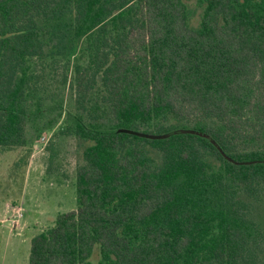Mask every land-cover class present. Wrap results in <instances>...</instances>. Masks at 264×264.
<instances>
[{
    "label": "trees",
    "instance_id": "trees-1",
    "mask_svg": "<svg viewBox=\"0 0 264 264\" xmlns=\"http://www.w3.org/2000/svg\"><path fill=\"white\" fill-rule=\"evenodd\" d=\"M196 1L0 0V149L82 148L29 264H264V0Z\"/></svg>",
    "mask_w": 264,
    "mask_h": 264
},
{
    "label": "rangeland",
    "instance_id": "rangeland-1",
    "mask_svg": "<svg viewBox=\"0 0 264 264\" xmlns=\"http://www.w3.org/2000/svg\"><path fill=\"white\" fill-rule=\"evenodd\" d=\"M187 3L194 12L191 25L197 27L202 8L196 0ZM62 77L60 72L59 83ZM70 79L71 74L67 92ZM53 134L43 135L28 157L22 148L0 149V264H29L32 239L52 228L60 214L77 209L76 172L82 148L72 140L57 145ZM52 153L55 159L49 165ZM100 258L97 245L92 264H100Z\"/></svg>",
    "mask_w": 264,
    "mask_h": 264
},
{
    "label": "built area",
    "instance_id": "built-area-1",
    "mask_svg": "<svg viewBox=\"0 0 264 264\" xmlns=\"http://www.w3.org/2000/svg\"><path fill=\"white\" fill-rule=\"evenodd\" d=\"M40 140H41V138H40ZM42 140H44V137L42 138Z\"/></svg>",
    "mask_w": 264,
    "mask_h": 264
}]
</instances>
